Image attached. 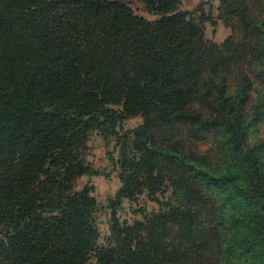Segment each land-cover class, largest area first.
Instances as JSON below:
<instances>
[{"label":"trees","instance_id":"16d2710c","mask_svg":"<svg viewBox=\"0 0 264 264\" xmlns=\"http://www.w3.org/2000/svg\"><path fill=\"white\" fill-rule=\"evenodd\" d=\"M138 1L156 18L129 0H0V264H89L93 252L97 264H231L235 249L264 264L262 151L243 142L258 74L250 63L264 72V18L251 13L259 0H220L221 13L258 32L237 31L226 46L205 38L181 0ZM138 114L144 122L118 135H132L138 150L122 153V190L131 199L143 187L155 192L176 165L183 205L132 227L113 216L111 243L98 245L92 186L77 188L98 174L85 161L87 141ZM179 123L215 131L232 161L216 167L156 142L155 126ZM199 186L229 209L228 248L197 229Z\"/></svg>","mask_w":264,"mask_h":264},{"label":"rangeland","instance_id":"374dc122","mask_svg":"<svg viewBox=\"0 0 264 264\" xmlns=\"http://www.w3.org/2000/svg\"><path fill=\"white\" fill-rule=\"evenodd\" d=\"M129 5L134 12L148 19H155L156 16L146 10L145 4L138 0H129ZM220 0H181L179 10L192 13L194 17L204 26V36L208 41L215 42L219 46H226L229 43V37L235 32L243 35L244 32L251 33L258 37V32L250 29L243 21H240L235 13H221ZM252 17L262 20L264 18V0H259L258 4L252 9ZM260 14V16L258 15ZM254 47L256 45L253 43ZM253 61V60H251ZM260 64V63H259ZM252 69L258 73L251 76V85L247 91L248 101L245 105L246 124L243 129V142L247 146L258 145L261 148L262 169L264 172V72L256 63V60L250 63ZM236 81V80H235ZM235 81L227 85L226 93L235 94ZM115 109L121 111V106L114 105ZM209 106L207 104V111ZM253 115H259L258 119L252 118ZM252 116V117H251ZM145 120L143 115H134L130 117H118L114 132L102 134L95 130L87 141V150L85 161L91 167L98 171L96 175H83L77 180V188L81 189L85 185L92 186V195L96 199V210L94 212L95 223L99 236L98 245H109L111 243L113 216L123 226H137L138 223H145L152 213H158L166 210L167 207H178L180 204L177 194V185L183 184L184 171L178 166L171 167L168 172L170 176L159 184L155 192L143 187L135 192L131 199L123 192L122 173H127L125 167L121 164L123 152L132 150V153H138L135 148L134 138L124 137L119 141L118 135L125 130L134 129ZM154 136L157 143H177L186 155L191 153L194 156L203 158L207 163H212L216 167H222L232 161V156L221 144V138L214 137V132L205 129H196L192 125L174 124L154 127ZM129 155V154H128ZM112 157V158H111ZM205 196L198 204L192 205L198 209L195 215L197 229L207 232L209 236H217L219 242L228 248L229 232L225 227L226 216L229 209L224 205L220 196L207 188H196ZM213 226L214 230H209ZM203 228V229H202ZM167 233L171 237L168 240L167 250H172L170 245L173 240L174 225L168 226ZM142 234L145 235L143 232ZM210 239V238H209ZM137 241V238H135ZM207 242V238H206ZM234 255L231 257V264H256V261L248 253L241 249L231 251ZM205 253L204 260L207 259ZM192 256H196L193 253ZM89 264H97L94 252L91 254ZM139 264V263H138ZM174 264V263H167ZM199 264H205L201 262Z\"/></svg>","mask_w":264,"mask_h":264}]
</instances>
